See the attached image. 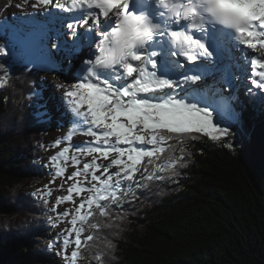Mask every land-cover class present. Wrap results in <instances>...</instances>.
Wrapping results in <instances>:
<instances>
[{
	"label": "snow or ice",
	"instance_id": "obj_1",
	"mask_svg": "<svg viewBox=\"0 0 264 264\" xmlns=\"http://www.w3.org/2000/svg\"><path fill=\"white\" fill-rule=\"evenodd\" d=\"M31 6L67 31L57 26L38 37L31 32L14 33L10 45L0 44V55L17 45L36 48L52 60L53 68L48 70H54L59 62L52 52L65 51L68 70L75 67L74 82L61 97V115L72 125L63 139L70 141L79 130L92 140L73 145L71 157L69 147L49 157V166L55 169L50 184L57 177L72 181L67 195L57 197L49 209L55 213L50 219L58 226L61 217L70 216L73 226L58 233L49 247L59 244L57 255L66 264H77L85 225L100 227L91 218L97 213L111 217L113 209L135 197L134 186L143 188L144 181L165 179L161 173L177 175L176 168L184 166L183 155L172 154L177 144L195 139L196 134L214 142L233 134L232 124L239 117L233 105L237 97L225 95L232 91L229 74L232 81L248 82L246 95L264 101V56L248 51H257L258 45L264 49V0H35ZM49 6L78 15L74 22L65 23ZM78 25L87 27L78 32ZM0 33L7 34L3 25ZM11 67L0 65V86H7ZM218 73H222L223 87L218 86ZM31 95L42 98V91L34 89ZM36 115L51 119L46 110ZM60 144L57 139L55 145ZM79 157L91 159L82 162ZM162 158L167 162L158 163ZM61 159L82 167L65 177ZM37 192L45 195L43 189ZM46 194L50 196L51 191ZM74 196L81 198L78 205ZM48 202L43 199L44 204ZM63 202L75 205V214L57 211ZM73 232L75 249L69 254ZM85 239L93 241L94 236L88 234Z\"/></svg>",
	"mask_w": 264,
	"mask_h": 264
},
{
	"label": "trees",
	"instance_id": "obj_2",
	"mask_svg": "<svg viewBox=\"0 0 264 264\" xmlns=\"http://www.w3.org/2000/svg\"><path fill=\"white\" fill-rule=\"evenodd\" d=\"M11 3L0 0V17ZM3 37L0 44L7 42ZM9 64L8 84L0 86V264L43 263L50 253L43 246L49 216L29 191L42 174L38 153L44 124L31 99L42 73L11 52L0 55V65ZM233 105L245 151L236 156L200 134L177 144L172 154L183 155L184 164L177 175L144 181L146 187L134 186L135 197L113 209L111 217L91 218L100 227L85 225L77 264H264V104L245 94ZM88 234L93 241L85 239Z\"/></svg>",
	"mask_w": 264,
	"mask_h": 264
},
{
	"label": "rangeland",
	"instance_id": "obj_3",
	"mask_svg": "<svg viewBox=\"0 0 264 264\" xmlns=\"http://www.w3.org/2000/svg\"><path fill=\"white\" fill-rule=\"evenodd\" d=\"M33 3H35V0H28V3H24V0H12L11 6L0 17V25L4 26V32L7 33L6 35L3 33H0V34L2 36H4L3 38H5V40H7L9 45L11 42V36L14 33H17V31L15 30L16 28L14 26H10V22L15 23V24L19 23L24 28H27V24L24 23L23 19L20 22H17V20H15V18L22 17V16H29V15H31L30 12L38 10V9H35L31 6ZM17 5H20V6L17 7ZM29 19H30V17H29ZM22 26L18 25L17 29L21 28ZM23 32H30V29H25ZM37 32H38V35H37V37H38L40 35V33H39V31H37ZM32 34L36 36L34 31H32ZM257 50H259L258 47H257ZM9 52H11L12 56L15 57V59L18 60L19 62H23L24 64L28 65L29 67H30V65H34V66H31V68H35L42 73L41 80L38 81L34 86V89H36V90L41 91V89H42V98L34 99L31 95L32 110H36V113L42 112V110L40 108V100L45 101L47 99V97L49 96V94L51 95V97H53L52 103L57 102L56 98H59V102H61V105H63V101L62 100L60 101V97H62V95H63L62 89H61L62 87L57 88L56 85H60L59 81L65 82L68 80H72L73 70L72 69L68 70V64L67 63H65L66 69H61L58 66H55L54 70H48V69L53 68V65L49 63L50 62L49 59L45 58L44 55L41 54V52L39 50L36 52L35 57L32 56L27 51V49L25 47H21L19 45H17L15 48H10ZM53 52H52V55H55V53H53ZM61 53H63V51H61ZM252 53L258 54L256 51H253V50H252ZM60 54H59V56H60ZM259 54H260V56H264V52H261ZM59 58L64 59L65 56H63V57L60 56ZM219 76L217 77L218 86L223 87L222 74H220ZM228 80L232 84V91H226L225 95H235L237 97V99H235L233 102H235L237 100H241L242 97L245 96V84L248 82L244 81V80L232 81L230 74L228 76ZM54 96H56V97L54 98ZM258 100L260 103L264 104V101H261L259 98H258ZM63 111H64V108L61 109L60 113H62ZM36 113H35V117L39 121H41L42 124H44V131H45L43 147L40 150V153H38V154H41L40 156H38V158L40 157L39 158V167L42 171V174H41V180H40L41 182L40 183L38 182L37 184L32 186L29 189V191H32L33 193H35V195L39 198V200H41L42 204L46 207L45 209H47V211H48L49 219L47 220V223H46L47 226L45 227V233H46L47 241H46L45 245H43V246L47 247L48 250L50 251V253L47 254L45 261L43 263L37 262L36 264H66V262L62 258V256L57 255V252L61 250L60 245L57 244L55 247L50 248L49 244L51 241L56 239L57 234L60 233L62 230L71 229L73 227L70 223L71 217L70 216L68 218L61 217L60 219L62 222H60L58 224V226H53V221L50 219V217L55 216V213L50 212L49 209L53 207L57 197H59L61 195H67V188L71 185L72 181H68L67 183H65L64 177H57V178H55V183L50 184V181L53 179V176L51 175V173H53L55 171V169L51 168L49 166V157H51L52 155H55L60 150H62L64 147H69L70 151H69L68 155H69V157H71V155L74 154V149L72 148L73 145L81 144L84 142H89L92 140V137L78 136V137H75V141L73 143H71V141L73 139L70 141L63 139V137L67 134V132L70 129V122H67V125H66V124H63L61 121H57L55 124L54 121L57 120V117H55L54 120L52 118L51 119L38 118ZM232 133H233L232 135H230L229 137H227L223 141H220V142H214L213 141V142L216 144H222L225 146H227L228 144H232L233 146L231 148L228 146L227 147L230 148L236 156H240L245 151L244 145L246 144V141L242 137L240 131L238 130L236 123L232 124ZM57 139L61 140V144L58 146L55 145V141ZM79 158L81 159L82 162L84 159H88V160L91 159L90 157H87V158L79 157ZM98 162L108 164V161H98ZM60 164L62 167L66 168L65 177L67 175H70L75 170L76 167H82V164L80 166L73 165L71 163V160H69L67 162V164H65L63 159H61ZM111 171L114 172L115 169L112 168ZM61 184L64 185L63 188L59 187ZM45 185L48 186L47 189H44ZM85 186H87V185H85ZM37 189H43L45 192V195L43 197H41V194L37 192ZM49 190L51 191L50 196L46 194ZM23 194H24V191H23ZM43 199H47L49 201L48 204H44ZM80 199H81L80 197L74 196V200L76 201V205L79 204ZM74 207H75V205H73L69 202H63L58 206L57 211L63 212L64 210H70V211H72L73 214H75L74 213ZM76 227H80L79 223L76 225ZM71 237H72V242L67 247V252L69 254L71 253L72 250L75 249V244H74L75 233L74 232L71 233ZM61 239H63V237ZM40 240H44V239H40ZM35 241H36L35 238H32V240H30V242H35ZM82 242H83V237H82ZM21 250H22V247L17 248L15 251H17V253H18ZM98 252L102 257H106V254L103 251H98ZM19 263L20 262L16 261V260L15 261L10 260V261L6 262V264H19ZM82 264H86V262L83 261Z\"/></svg>",
	"mask_w": 264,
	"mask_h": 264
},
{
	"label": "bare ground",
	"instance_id": "obj_4",
	"mask_svg": "<svg viewBox=\"0 0 264 264\" xmlns=\"http://www.w3.org/2000/svg\"><path fill=\"white\" fill-rule=\"evenodd\" d=\"M41 11H42V10H35V11H33V12H30L31 16H30V19H28V20H29L28 23H25V22H24L25 24H27V28H30V32L32 33V31H34L35 34H36V36L38 35V32H37V31H39V33H40V35H41V34H43L44 32L48 31V30H49V27H51L50 24L47 25V26H45V25L42 24V23H39L36 27L33 26V23H34V22H36V21L39 22V20H41L42 18H44L45 20H47L46 17H43L44 15H41V14H40ZM25 13H26V12H25ZM22 19H23V21H24L26 18H20L17 22H20ZM25 26H26V25H25ZM40 35H39V36H40ZM25 48L27 49V51H28L32 56H34V57L36 56V52L38 51V49H36V48H31V47H25ZM258 48H259V47H258ZM248 51H249V53L251 52L250 50H248ZM256 52H257L258 54H256L255 57H259V56H260L259 53L264 52V49H260V48H259V50H257ZM53 53H55V55H52V56L54 57L55 61H56V62H59V63H56L55 66H58V67L61 68V69H66V64H65V63L69 64L70 61H69L68 59H61V58H59V57H60L59 54L61 53V51H55V52H53ZM63 53L66 54L65 51H63ZM55 56H56V57H55ZM81 56H83V53H81ZM44 57L46 58L45 55H44ZM49 61H50L49 63L53 65L52 60L49 59ZM71 63H73V65L76 64L74 61H71ZM225 63H230V61H227V60H226ZM72 70L75 71V67H73ZM233 71H235V69H234ZM220 74H222V73H218V74H217V77H218ZM219 77H220V76H219ZM71 83H73L72 80H68V81H65V82H64V81H63V82L59 81V84H60V85H61V84L64 85V87L61 88V89H62V93H64L65 89H66ZM41 91H42V89H41ZM54 95H55V94H54ZM62 96H63V95H62ZM55 97H56V96H54V98H55ZM52 98H53V97H51V95L49 94V96L47 97V99H46L45 101L40 100V108H41L42 112L46 110V111L49 113L50 117H51L53 120L55 119V117H57V120L54 121L55 124H56L57 121H61L63 124H66V125H67V122H69V119L66 118V117H62V115H61V113H60V111H61V109L63 108V106L61 105V102H59V98H56V99H57V102H54V103H52V102H53ZM60 101H61V97H60ZM74 136L76 137V134H74ZM75 137H74L73 140L71 139V140H72L71 143H73V142L75 141Z\"/></svg>",
	"mask_w": 264,
	"mask_h": 264
}]
</instances>
